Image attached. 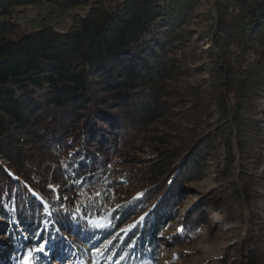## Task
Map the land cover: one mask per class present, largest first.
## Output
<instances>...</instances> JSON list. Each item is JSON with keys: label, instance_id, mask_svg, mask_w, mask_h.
I'll list each match as a JSON object with an SVG mask.
<instances>
[{"label": "trees", "instance_id": "1", "mask_svg": "<svg viewBox=\"0 0 264 264\" xmlns=\"http://www.w3.org/2000/svg\"><path fill=\"white\" fill-rule=\"evenodd\" d=\"M203 1L0 0V220L12 258L45 242L152 260L212 157L217 188L180 216L178 238H197L219 209L236 245L203 264H264V209L253 208L264 202V0H208L206 49L189 28ZM31 10L37 26L23 29ZM101 217L103 228L87 222Z\"/></svg>", "mask_w": 264, "mask_h": 264}, {"label": "rangeland", "instance_id": "2", "mask_svg": "<svg viewBox=\"0 0 264 264\" xmlns=\"http://www.w3.org/2000/svg\"><path fill=\"white\" fill-rule=\"evenodd\" d=\"M36 14L35 10L29 11L23 18L21 27L23 29L35 28L37 26ZM212 15L209 1H203L201 6L194 10L189 27L196 34V38L201 39L200 45L204 49L209 47L206 35L208 28L213 24L214 16ZM260 126L264 134V119L260 121ZM262 153L264 156V145L262 146ZM218 165L217 160L209 157L202 170V175L185 185L184 194L174 218L164 223L159 232L154 258L152 260L145 259L139 264H203L218 259L223 250L234 248L236 245L234 234L236 224L226 222L219 209L215 212L212 209L207 211L205 223L199 229L200 235L197 238L189 239V241L178 238L180 216L186 213L190 214L195 209L199 210V206L205 207L203 203L208 198V194L217 188L216 170ZM260 177L264 181V167ZM129 192V190L123 189L121 193L126 195ZM260 193H264V191L260 189ZM253 208L256 210L264 209V202H256ZM92 221L94 220L87 221L91 227H93ZM2 224L3 222L0 220V264H120V261L115 257L103 259L95 256L91 249L83 256L78 251H74V253L65 251L52 253L46 248L45 242L41 243L39 256L30 250L24 261L19 258H12L11 246L2 234ZM231 257L233 260V256Z\"/></svg>", "mask_w": 264, "mask_h": 264}, {"label": "snow or ice", "instance_id": "3", "mask_svg": "<svg viewBox=\"0 0 264 264\" xmlns=\"http://www.w3.org/2000/svg\"><path fill=\"white\" fill-rule=\"evenodd\" d=\"M99 195V193H97ZM79 211V209H78ZM107 222L104 220V218H97L96 220L92 221V226L96 229L103 228Z\"/></svg>", "mask_w": 264, "mask_h": 264}]
</instances>
